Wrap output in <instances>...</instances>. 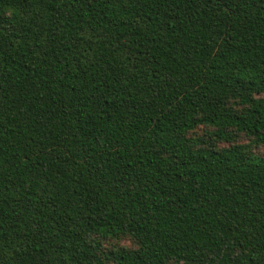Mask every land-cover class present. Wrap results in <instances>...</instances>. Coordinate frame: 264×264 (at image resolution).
Segmentation results:
<instances>
[{"label": "trees", "instance_id": "1", "mask_svg": "<svg viewBox=\"0 0 264 264\" xmlns=\"http://www.w3.org/2000/svg\"><path fill=\"white\" fill-rule=\"evenodd\" d=\"M259 147L264 0H0V264H264Z\"/></svg>", "mask_w": 264, "mask_h": 264}, {"label": "rangeland", "instance_id": "2", "mask_svg": "<svg viewBox=\"0 0 264 264\" xmlns=\"http://www.w3.org/2000/svg\"><path fill=\"white\" fill-rule=\"evenodd\" d=\"M242 141L244 143H247V140L246 139H242ZM255 153H259V154H263L264 153V148L263 147H259V148H256V149H253ZM121 244H126L128 245L129 243L128 242H122Z\"/></svg>", "mask_w": 264, "mask_h": 264}]
</instances>
